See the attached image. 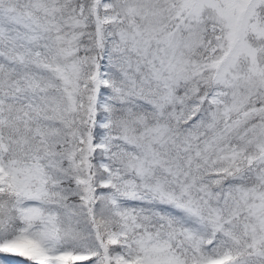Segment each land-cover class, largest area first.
Listing matches in <instances>:
<instances>
[{
  "label": "snow or ice",
  "instance_id": "snow-or-ice-1",
  "mask_svg": "<svg viewBox=\"0 0 264 264\" xmlns=\"http://www.w3.org/2000/svg\"><path fill=\"white\" fill-rule=\"evenodd\" d=\"M0 264H264V0H0Z\"/></svg>",
  "mask_w": 264,
  "mask_h": 264
}]
</instances>
